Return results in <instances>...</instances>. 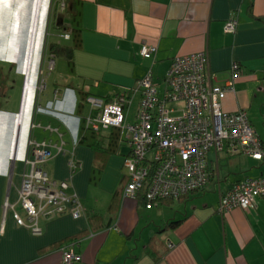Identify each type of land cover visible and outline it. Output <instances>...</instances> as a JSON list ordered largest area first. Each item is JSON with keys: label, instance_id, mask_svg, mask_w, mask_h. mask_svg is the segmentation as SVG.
I'll use <instances>...</instances> for the list:
<instances>
[{"label": "crops", "instance_id": "0c3cea01", "mask_svg": "<svg viewBox=\"0 0 264 264\" xmlns=\"http://www.w3.org/2000/svg\"><path fill=\"white\" fill-rule=\"evenodd\" d=\"M64 2L67 20L60 9L54 11L60 6L55 0H0V264H66L61 248L40 254L38 250L77 235H82L74 246L80 260L73 264H151L143 251L154 229L138 228L139 216L145 213L149 219L164 220L168 216L164 218L161 206L144 212L122 198L114 227L93 230L87 220L93 213H105L124 174L115 168L120 158L111 156L104 166L95 164L93 152L75 144L79 118L90 112L87 105L85 113L76 111L77 88L88 96H111L139 87L147 76L164 88L173 59L196 53L207 55L212 83L224 84L237 62L240 74L234 92L225 94L221 107L227 112L245 111L264 143V22L259 19L264 17V0ZM231 19L237 20V29L228 33L225 26ZM57 26L68 30L64 37L71 45L73 28L79 29L80 47L73 52L74 69L61 50L64 62L59 65L64 71L48 82L51 43L44 39L48 28ZM144 44L156 46L155 55L142 57ZM40 79L45 80L42 90ZM48 126L63 134L64 153L52 148L44 168L49 178L67 183L66 191L78 197L84 215L74 218V204L69 203L64 213L42 217L41 233L34 234L16 222L5 202L21 210L17 202L23 175L29 171L25 161L29 141H59L58 134L45 129ZM69 160L75 161L74 169ZM217 160L227 163V172H214L204 189L190 195L192 202L178 205V214L183 209L190 211L189 216L164 233L174 246L157 264H264V197L247 211L218 213L226 188L260 175L264 163L243 155L227 159L224 153H218ZM98 189L107 194L105 200Z\"/></svg>", "mask_w": 264, "mask_h": 264}, {"label": "built area", "instance_id": "2783aa9c", "mask_svg": "<svg viewBox=\"0 0 264 264\" xmlns=\"http://www.w3.org/2000/svg\"><path fill=\"white\" fill-rule=\"evenodd\" d=\"M55 3L60 4L61 11L64 9V0H55ZM236 29L237 20H229L225 31L233 33ZM156 51L157 47L153 45L144 44L140 48L144 58L155 55ZM239 74L240 65L233 62L230 79L224 84H214L205 53L177 56L165 77L166 87L163 91L153 84L149 76L140 82L142 98L132 123H125L117 99L106 103L104 98L88 97L91 110H101L94 118H91L92 115L88 117L87 122L92 128L121 124L130 136L136 163L126 161L132 174L128 195L140 190L145 183L148 186L145 194L149 201L177 198L203 187L212 176L210 152H213L214 161L218 153L243 155L259 161L264 159L260 134L249 121L247 113L243 110L227 112L221 107L225 94L234 92V82ZM39 84L42 90L45 87L43 79ZM35 125L39 126V123ZM50 129L58 133L60 143L51 140L38 142L34 138L29 141L25 159L29 171L23 175L18 198L23 215L14 210V205L5 202L6 208L13 209L16 222L27 226L34 234L41 233L38 224L40 217L60 215L66 211L69 203L74 204V218H79L83 212L78 197L66 191L67 183L49 178L44 168L45 162L52 156V148L64 153L63 135L58 129ZM149 151L154 153L152 162L142 164L147 154L151 153ZM69 164L71 169L76 166L75 161L69 160ZM262 195L264 174L232 184L220 195L219 207H248ZM73 247L71 245L63 250L66 264L80 260L79 253Z\"/></svg>", "mask_w": 264, "mask_h": 264}, {"label": "trees", "instance_id": "16d2710c", "mask_svg": "<svg viewBox=\"0 0 264 264\" xmlns=\"http://www.w3.org/2000/svg\"><path fill=\"white\" fill-rule=\"evenodd\" d=\"M56 5H57V3H56ZM55 7L56 8L54 9V11H56L57 8L59 9L58 5ZM251 8H252V6H250V9ZM259 19H261L264 22V17H260ZM77 31H80V30L73 28V34H72L73 44L72 45L69 44V45H64V46H57L56 43L49 44V46H50L49 50L51 49L49 51L50 52L49 57L51 56V52H53V50L55 48L62 50V52L65 51L63 53H65V55H66V60H67V63L69 65L70 69H74V64H75L74 60H73V52L77 47H80V38H79ZM43 81L45 82L44 79H43ZM165 87H166L165 82H164V88L163 89H159L160 87L157 86V88L160 91H163L165 89ZM77 91L79 93V101L77 102L76 111L80 113V112H82V110L84 109L86 104L90 105V103L88 101L89 96H88L87 92H85L82 88H77ZM134 93H137L138 97H139L138 102H137V106H138V103L140 102V100L142 98L140 86L136 87L135 89L133 88V89H125L123 91H118L117 93H115L114 95H111V96H105V97L97 96V97L104 98L106 103H110L114 99H117V101L120 102V108L123 111L124 119H125V117H126L125 112L127 111V108L130 104V100L132 99V96ZM100 111H101L100 109L91 110V105H90V112L87 113L85 116L79 118L78 132H77V135L75 138V144L82 145L84 147L89 148L94 154L95 164L99 163L102 166L105 165V161L107 159H109L111 156L118 155V157H122L123 158V164L127 168V173H123L124 174L123 180L121 179L120 182L118 183L117 187L115 188V190L111 196L109 206H108L107 210L105 211V213H103V214L93 213L90 216H87V220L90 221V224L93 227V230H98V229H105L106 230V229H109V228H112L115 226V221L117 219L116 216L118 215L117 209L119 208V205H121L122 198L132 200L135 203L136 207L139 210H144V212H145V210L150 209L153 206L158 204L159 206H161L164 209L163 210L164 218H165V216H168V217H166V219H164L161 224H159L158 226H155V230H153V233L151 235L146 234L147 235V243H146V245L144 247V251H143V252H145V255L149 257L151 264H157L159 261H161L163 258L166 257V255L169 253V251L171 249V246L173 245V244L171 245V242L167 241V238H163L164 233L173 231L176 228H178L189 216L190 211L185 212V210H183V209H181L180 214H178V212H177L178 205L184 204V202L186 204L192 202V200H188L189 198L192 197L190 195L204 189L208 185L211 178L208 180L207 184L204 185L203 187L193 189L192 191H188L187 193H183L182 195H180L177 198L164 197V198H157L155 200L149 201V200H147V195L145 194L147 191V188H148L146 183L142 184V187L140 190L134 191L133 194L128 195L127 189H128L129 183L131 182L132 174H131V171L129 170L128 166L126 165V161H132L133 163H136L135 162L136 157L134 156L133 149L130 145V140H129L130 136L128 135V132L125 129V127L122 126L121 124H118V125H114V124L101 125L97 129L92 128L87 122L88 117L92 115L91 118H94L96 115H99ZM134 121H135V117H134ZM39 125L42 126L41 123H39ZM54 129H58V128H54ZM261 142H262L263 148H264V143H263L262 139H261ZM122 145H126L128 147V150L122 151L121 150ZM149 152H151V151H149ZM224 154H226V153H224ZM150 155H152V156L150 157ZM153 156H154V153H152V152L148 153L146 156L145 162H142V164H147L146 162H152ZM226 156H227V159L234 157L230 154H226ZM237 156H239V155H237ZM213 161H214V155H209V162H210L211 169H212L211 175L214 174V172H216L217 175H220L221 173H222V175H224V173L227 172L225 170L227 163L223 164V163L219 162V160L214 161L215 163H213ZM255 161L264 163V159L262 161H259V160H255ZM93 167L95 168V170L96 169L102 170V168H103V167L97 168V166H93ZM261 174H264V172ZM260 175L247 176V177H245L239 181H242V180L249 178V177H252V178L259 177ZM227 189L228 188H226V190ZM262 197H264V195L255 198V200H253L251 202V205H249L247 207V210L251 209V207H253L254 204ZM17 203L21 209L19 201ZM173 204H175V208L176 207L177 208L175 209L173 214L170 216V213L167 210H165V208H169ZM147 205H149V206H147ZM81 206L83 208V205H81ZM14 210H16L15 205H14ZM19 213L23 215L22 210H20ZM139 214H140V212H139ZM142 217L143 218L146 217V219L148 218L145 213L142 215ZM151 220H156V219H151ZM147 225L148 224L145 221H143V224L141 225V230L144 227V228H146V231H148L149 226H147ZM89 233H90V231H89ZM91 233H92V231H91ZM81 236L77 235L75 237L74 236L64 237L62 239H59V240L51 243L50 247L41 248L40 250H38L39 251L38 253L39 254L44 253L47 248H48V250L50 248L51 249L62 248L63 250H65L66 248L70 247L71 245L75 246L78 243V240L80 239ZM73 249H74V247H73Z\"/></svg>", "mask_w": 264, "mask_h": 264}, {"label": "rangeland", "instance_id": "374dc122", "mask_svg": "<svg viewBox=\"0 0 264 264\" xmlns=\"http://www.w3.org/2000/svg\"><path fill=\"white\" fill-rule=\"evenodd\" d=\"M61 13V15H63L64 17H66V20L67 18L69 19V14L65 11H61L59 12ZM64 26H69V24L66 22L64 23ZM68 30L66 29H63V28H60L59 26L57 27H54V28H48L47 30V36H45V44L47 43H56L57 46H64V45H69L71 42H69L68 39H65V33L64 32H67ZM61 55V50H59L58 48L54 49L53 52H51V56L49 57L50 60H51V64H52V60H53V63H57L56 64V68L54 67V69H52L50 67V63H49V67L47 68V76L49 77L48 78V82H54V78L56 77H59L60 76V73L63 72L64 70L61 69V66L59 65V63H63L64 61H62L63 59L60 57ZM162 87H160L159 89H163V83H161ZM137 102H138V94L137 93H134L133 96H132V99L130 100V104L127 108V111L125 112L126 114V117H125V123H132L134 121V117H135V111H136V108H137ZM88 107H90L89 104H86ZM87 106L84 107V112L85 113L86 111H88L87 109ZM55 134H58L57 132L54 131ZM62 134V133H61ZM121 150L122 151H127L128 150V147L126 145H122L121 146ZM210 155H213V152H210ZM116 158H120V163L115 167L117 169V171L119 173H127V168L123 165V160L121 157H118V155H115ZM108 165V164H107ZM95 190V189H94ZM99 190V189H98ZM99 194L101 195H104V200L107 198V194L101 190H99ZM100 197V201L102 200V197ZM90 199L93 200L94 198L90 196ZM165 208V207H164ZM177 208V207H176ZM175 204H173L171 207L169 208H165V210H167L170 215L173 214V212L175 211ZM218 213L220 214H225V213H229V212H232L235 208H241L243 210H247V207H241V206H232V207H229V208H220L219 207V204H218ZM97 209H100V207H97ZM178 209V208H177ZM82 215H84V212H82ZM140 218V223L138 225V228L141 229V225L143 224V220H142V215L139 216ZM148 220V221H147ZM144 221L148 224L147 226H149V229H154L155 230V226H158L159 224L162 223L163 219L162 217H157L156 220H151L149 218L147 219H144ZM142 230L146 231V228H142ZM144 233H142L143 235ZM140 237L142 236L141 234H139ZM138 235V236H139ZM163 238H165V236H163ZM142 239H145L144 236H142Z\"/></svg>", "mask_w": 264, "mask_h": 264}, {"label": "water", "instance_id": "95a60500", "mask_svg": "<svg viewBox=\"0 0 264 264\" xmlns=\"http://www.w3.org/2000/svg\"><path fill=\"white\" fill-rule=\"evenodd\" d=\"M38 127H40V125L38 126ZM44 128V127H43ZM45 129H47V130H49L50 132L52 131L50 128H49V126L48 127H46ZM52 132H54V131H52ZM59 136V135H58ZM35 139V138H34ZM36 141H38V142H40V141H44V140H51V139H42V140H37V139H35ZM62 140H63V138H62ZM52 141V140H51ZM61 142V138H60V136H59V141L57 142H55V143H60ZM63 145H64V141H63ZM22 210V209H21ZM42 217H46V216H42ZM42 217H40V219L42 218ZM40 219H39V221H40ZM39 224V223H38ZM40 227V226H39ZM40 229H41V227H40Z\"/></svg>", "mask_w": 264, "mask_h": 264}, {"label": "clouds", "instance_id": "9594fccd", "mask_svg": "<svg viewBox=\"0 0 264 264\" xmlns=\"http://www.w3.org/2000/svg\"><path fill=\"white\" fill-rule=\"evenodd\" d=\"M63 10H64V9H63ZM63 10H62V11H63ZM66 37H68V35H66ZM44 83H45V82H44ZM61 249H62V248H61ZM62 252H63V249H62Z\"/></svg>", "mask_w": 264, "mask_h": 264}]
</instances>
